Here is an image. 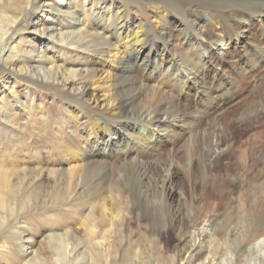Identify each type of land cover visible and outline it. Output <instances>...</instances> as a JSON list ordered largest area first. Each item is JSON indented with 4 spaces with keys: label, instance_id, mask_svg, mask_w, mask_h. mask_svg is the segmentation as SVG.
Returning <instances> with one entry per match:
<instances>
[{
    "label": "rangeland",
    "instance_id": "obj_1",
    "mask_svg": "<svg viewBox=\"0 0 264 264\" xmlns=\"http://www.w3.org/2000/svg\"><path fill=\"white\" fill-rule=\"evenodd\" d=\"M53 1L69 4L70 12L63 18L58 17L54 6L44 19L45 12L49 10L45 0H33L32 5H29V0H0V38L8 30L5 44L0 40V68L4 64L2 59L9 54L8 47L11 49L16 46V50H19L16 56L9 59V64L21 60L24 50H33L24 54L22 61L16 65V71L0 75V193L13 201V210L9 215L0 208V264H56L52 233H61L64 226L79 227L78 214L88 211L85 206L88 196L100 194L104 197L110 193L120 196L119 189L122 190V196L138 200L146 216L139 221L132 219L130 225L125 221L115 225L97 221V240L102 241L105 231L110 230L105 244L94 245L89 250L98 264H129L130 257H137L133 264L165 261L171 251L164 250L163 245L173 249L177 233L167 230L168 225L175 221L181 226L196 215L202 217L200 222H207L209 231L190 229L187 238L192 239L191 236L195 233V236H199L196 245L203 246L206 252L211 251L204 262L196 264H221L225 257L222 253L228 247L226 242L230 243L229 248L234 253L244 242L238 240V235L243 231V223L248 214L255 211L264 216V206H261L264 205V57L256 56L253 52L255 44L264 46L263 29L257 22L251 25L241 44L234 41L230 48L232 53H236L234 56L226 53L222 57L213 53L208 58L211 70L207 72V82H197L196 85L188 83L185 96L181 95L176 86V89L172 88V91L163 96L161 91L156 90L158 88H153L157 83H151L153 89L151 86L146 87L147 94L141 98L139 105L148 102V98L152 96L155 102L170 99L173 93L177 97L182 96L187 105L186 115L201 116L205 107L200 90L210 91L207 86L212 83L214 73L217 74V80L223 81L220 89H228L225 97L230 92L234 94V103L225 108L219 100L217 108L211 109L207 116H199L191 129L175 128L172 142L162 138L150 150V155L141 152L139 156L147 163L141 177L137 176L135 170L137 149L133 146V138L128 133L126 135L127 131L121 129L120 125L115 124L119 134L111 149L116 156L110 157V152L107 151L106 158L110 159L108 165H99L92 174L84 172V178L81 176V182L77 186L78 177L71 174L57 154V149L62 140L78 144L81 139V136L78 137L81 121L73 118L76 113L73 109H81L80 113L85 116L89 113L86 97L81 100L73 98L76 102L72 103L70 114L66 113L64 105H68L66 98L69 97L65 92L81 95V91L76 93L80 78L63 81L61 75L67 73L70 64L76 67L81 61L82 64L87 62L80 56L82 51L79 48L61 43L48 35L55 27L61 26L60 21L64 22L62 26L66 29L76 31L72 24H75L78 15L85 24L81 35L92 36L95 22L101 23L109 19L108 8L114 12L121 0ZM126 1L130 6L129 16L126 18L129 22L134 14L148 18L149 11L157 5L152 1ZM35 6H38L39 11L36 16L33 15ZM113 12L110 13L112 15L109 22H113ZM16 19L23 29L11 38ZM42 24L49 27L50 30L46 31L49 34L43 36L40 33ZM185 30L187 28L184 24L176 23L172 27L176 39H180ZM201 38L200 35L194 37L195 41ZM29 39L31 43H28ZM182 50V46L176 45V53H181ZM247 51L252 52L251 57H256V68L252 69L248 63H244ZM190 53L195 58L194 52ZM23 65H33L35 78L54 81L55 87L48 88L19 78L10 93L15 95L2 99L3 91L9 90L8 79L19 75L18 69ZM8 66V70L12 68ZM41 67L53 69L50 72L40 70ZM135 68L140 75H147L144 68L137 65ZM56 73L58 76L55 81L52 75L56 76ZM226 81L229 82L225 84ZM212 93L215 96L216 91ZM208 100L213 101L212 98ZM231 111L234 113L231 114ZM222 140L225 144L224 153H218L219 150L214 152V145ZM228 147L230 150H227ZM123 148L128 152L120 156ZM159 167L160 170L164 168L172 171L171 182L176 190L165 199L161 197L159 187L162 174ZM28 197L31 199L27 200ZM24 203H27L26 206ZM173 213L176 214L175 219ZM158 217H161L162 224L166 227L161 239H157L158 231L151 232L149 228ZM23 225L26 230L21 231ZM8 230H15L17 234H11ZM84 231L80 229L79 234L85 238L87 231ZM5 237H8L7 248L10 250L7 249V254L2 253ZM253 242L251 244L254 245ZM236 261L239 262L234 258V264Z\"/></svg>",
    "mask_w": 264,
    "mask_h": 264
},
{
    "label": "bare ground",
    "instance_id": "obj_2",
    "mask_svg": "<svg viewBox=\"0 0 264 264\" xmlns=\"http://www.w3.org/2000/svg\"><path fill=\"white\" fill-rule=\"evenodd\" d=\"M144 1H152L157 4L149 11L148 18H142L138 16L139 14H134L131 22L127 21L126 18L129 16L130 6L126 0H121L117 4L114 12L109 10V8L107 10L108 12L106 11L109 19L106 18L107 20L101 23L99 21L95 22L92 36L91 34L86 36L81 35L85 24L82 23L78 15L75 24H72L76 31L66 29L62 26L64 22L61 23L60 21L59 24L61 26H58V28L55 27L54 31L52 30L49 34L46 33V31L50 30L49 27L46 28L43 24L41 25L40 33L42 35L49 34L48 36L50 38L54 37L61 43H67L79 48L82 51L80 56L87 62V64H82L83 61L81 63L78 62L79 66L76 67L70 64L67 68V73L61 75L63 81H71L75 77L80 78L76 93L81 91V95L65 92L69 97L66 98L68 105H64L66 113L70 114L69 109H72V103L76 102L73 98L81 100L85 97L87 111L89 113L85 116L80 113L81 109H73L76 112L73 118L76 121H81V127L80 129L78 128V137L81 136V139L78 144L68 143L62 140L60 141L59 149H57V154L65 162L68 170H70L71 174H75L78 177L77 186L81 182V176L84 172L92 174L94 172L93 170H96L99 165L109 163L108 160L110 159L106 158L107 151L110 152V157L116 156L115 151L111 149L114 142L118 140L119 134L117 128H115V124L120 125L122 127L121 129L127 131L125 134H129L128 136L131 135L133 138V146L137 149V159L134 162L136 164L135 170L136 174H138L137 176L141 177L142 173L146 170L147 163L139 154L143 152L146 155H150V150L154 149L155 144L162 138L172 142L176 132L175 128H181L182 130L185 128L191 129L196 119L199 118L200 114L186 115L188 114L187 105L183 102L182 96L186 95L184 92L187 91L186 87L188 83L196 85L197 82L200 84H204L205 81L207 82L209 76L207 72L211 70L209 69L208 58L213 53H217L222 57L226 53L234 56L236 53H232L233 51L230 50L234 41H238L241 44L246 31L255 22L263 29L262 40L264 41V0ZM28 3L29 5L31 3L33 4V0H29ZM44 3L49 7V10L44 14V19L49 16L50 10L54 6L56 7L58 17L62 18L71 9L69 4L58 1L45 0ZM37 10L38 6H35L33 15L36 16L39 14ZM111 12L114 13L113 22H109L112 15L110 14ZM176 23L179 25L184 24L187 28L180 39H176L172 31V27ZM13 24L15 28L12 31L11 38L23 29L22 26H19L18 19L14 20ZM7 31H4L0 38L3 44L6 41ZM199 35L202 38L199 41H195L194 37ZM30 41L29 39L28 43L32 42ZM176 45L182 46L183 50L181 53H176ZM224 47L226 50H224ZM8 51V56L2 59V63L4 64L0 68V75L8 71H11V73L13 70L16 71L18 68L16 65L22 61L24 54L30 53L33 50H24L21 55V60H17L13 64L8 63L10 61L9 59L12 56H16L19 50L17 51L16 46H13L11 49L8 47ZM190 52H194L195 58H192ZM253 52L256 56L264 57V46L260 45V43L255 44L253 46ZM251 53V51L245 53L247 60L244 59V63H248L253 69L256 68V57H251ZM7 65L12 66V68L8 70ZM136 65L139 68H144L147 71V75L137 73L134 70L136 69ZM32 66H20L18 69V73L20 74L16 75L13 79H8L9 85L7 88L9 90L6 91L5 89L3 91L4 95L2 99L11 98L15 95L10 93L13 92L14 86L19 78L34 81L44 87H55L54 81H46V78L43 80L36 79L35 73L33 75ZM41 69L51 72L53 68L45 69V67H41ZM57 76L58 73H56V76L52 75V78L56 81ZM213 76L215 78L217 74L214 73ZM177 77H180V79L177 80ZM214 78V81L212 80L213 84L211 83L210 86H207V89L210 90L209 92H206L204 89L200 90L203 93L201 94L202 98H204L202 104L205 107L204 113L200 117L209 115L211 109L217 108L219 100L223 102L225 108L235 101L234 94L231 92L225 97L228 89L226 91L220 89L223 81L220 79L217 80L218 77L217 79ZM228 82L226 81L225 84ZM151 83H157L153 88H158L156 90L158 92L161 91L163 96L168 91H172V88L179 89L182 96L177 97L176 94L172 93L173 96L170 99L164 98L163 101L161 99L160 102H155L152 98L153 96L149 94L152 96L150 99L147 97L149 101L143 105H139L141 98H144L143 96L147 94L146 87H150ZM198 89L200 88L198 87ZM148 90L150 91V89ZM215 91L216 94L214 96L212 92ZM208 98H212L213 101H209ZM214 103L216 106H212ZM230 113L233 114L234 111ZM163 133L164 136L162 135ZM223 143V140L218 141L214 145V152L219 150L218 153L223 154L225 149V144ZM125 148L122 149L123 152L120 156L126 155L128 152ZM228 149L230 150V147ZM218 162H220V158ZM161 170V184L159 187L161 189V197L165 199L167 198L166 196L174 194L176 190L171 182L172 171L170 169L165 170L164 168ZM63 171L65 172V170ZM106 181L105 183L107 184ZM40 191L38 194H40ZM119 193L120 196H115L111 193L104 197L100 196V194H97L98 197L97 195L88 196L85 200V206L88 207V211H85L83 214L79 213L80 215L78 214L79 227L72 228L71 226H64V230L61 233H52L51 238L55 244V253L57 255L55 259L56 264L61 262L64 264H98L96 258L91 257L89 254V250L94 245L100 243L105 244L107 234L110 230L105 231L102 241L97 240L96 222L102 221L115 225L125 221L130 225L132 219L136 218L139 221L140 218L146 216L138 200L124 197V195L122 196L121 189H119ZM30 199L28 197L27 200ZM26 204L24 203L23 205L26 206ZM147 205L149 207V204ZM0 208L8 215L13 210V201L9 200L2 193H0ZM174 215L175 219L176 214L173 213L172 216ZM50 216L53 217V214ZM196 216L190 218L188 222L181 226L175 221H172L168 225L167 230L171 229V231L177 232L175 233L176 243L173 249L163 245V249L167 252L171 251V254L165 261L160 260L155 264H196L200 261L204 262L209 257L211 251L206 252L203 246L198 247L196 245V240L199 236H195L194 233L191 236L192 239L187 238V233L191 231L190 229L198 230V232L209 231L207 222H200V218L202 219V217ZM162 223L161 217H158L152 221L149 227L151 232L158 231L157 239H161L163 236L162 232L166 230V227ZM10 227L9 225L8 228ZM22 228L23 230L21 231L26 230L25 225ZM15 229L19 230L18 227ZM80 229L85 230L84 232L87 231V236L84 235L86 236L85 238L79 234ZM10 233L16 235L17 231H10ZM238 240L241 243L244 242L242 244L240 243L241 245L236 248L235 253L229 248L230 243L226 242L228 247L222 253V256L225 257L221 261V264H234V258H237L239 261H236V264H264V216L258 215L255 211L250 212L243 223V231L239 233ZM7 241L8 237H5L2 243L3 254H7L8 252L6 253V251L9 250L7 248ZM252 242L254 245L251 244ZM249 244H251L250 248H247ZM136 259L137 257H130L129 264H133Z\"/></svg>",
    "mask_w": 264,
    "mask_h": 264
}]
</instances>
